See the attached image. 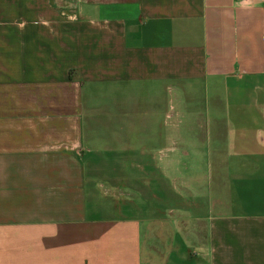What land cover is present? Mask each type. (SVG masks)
<instances>
[{
  "label": "crops",
  "instance_id": "0c3cea01",
  "mask_svg": "<svg viewBox=\"0 0 264 264\" xmlns=\"http://www.w3.org/2000/svg\"><path fill=\"white\" fill-rule=\"evenodd\" d=\"M263 114L264 0H0V264H141L182 179L157 264H264Z\"/></svg>",
  "mask_w": 264,
  "mask_h": 264
},
{
  "label": "rangeland",
  "instance_id": "374dc122",
  "mask_svg": "<svg viewBox=\"0 0 264 264\" xmlns=\"http://www.w3.org/2000/svg\"><path fill=\"white\" fill-rule=\"evenodd\" d=\"M264 115V114H263ZM201 115H195V119H200ZM174 113L172 111V109L170 108L168 113L166 114V119L165 121H169L172 122L174 119ZM190 114H184V120H189L190 118ZM194 119V120H195ZM261 138H264V131L261 133L260 135ZM143 181H145L144 179H142ZM176 180V179H173ZM193 182V179L190 180V182H187L186 180H181V181H172L170 188H172V190L174 191V195L171 197V208L167 210L165 209L164 211L161 210H155L153 209L151 210H140V211H136L137 214H141L142 218H145V216H147V214L150 212L151 215L154 213L155 218H157L156 222H152L151 225L149 226H145L144 224H142L140 226V239H141V264H147V249H148V237L154 233H156V231H158L159 233L157 234V237H159L160 239H162L160 242L157 243H153V249L157 250V254H155L156 258L153 256H151V260L152 262L154 261V264H157V262L161 261L162 256L160 254V251H162V249H167V243H168V238L171 237L174 233H176V229L177 230H184L187 229V226H189L192 229H199V232H202V225H200L199 223H196V221L192 218V217H188L186 214L183 213V211H177V209H173V207H179V206H183L184 202H186L187 204L193 205L194 202L188 200L189 198H186L185 196H182L183 194H180V191L182 193L188 192L189 194L193 193V190L195 188L194 185H191V183ZM194 183V182H193ZM179 194L182 196L180 197ZM183 197H185L186 201H183ZM145 206V201H141L138 203V205H143ZM143 207V206H141ZM108 212V211H107ZM124 215H132L134 216V211L133 212H123ZM136 215V213H135ZM140 217V215H139ZM154 217V216H153ZM172 222V223H171ZM191 223V224H190ZM149 227V229H148ZM154 231V232H151ZM147 233H149L147 235ZM163 235V236H162ZM156 237V238H157ZM156 252V251H155ZM158 257V258H157Z\"/></svg>",
  "mask_w": 264,
  "mask_h": 264
}]
</instances>
